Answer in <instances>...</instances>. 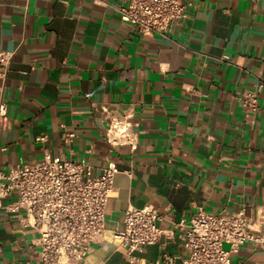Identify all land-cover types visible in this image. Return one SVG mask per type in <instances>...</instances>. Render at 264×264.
I'll use <instances>...</instances> for the list:
<instances>
[{"label":"crops","instance_id":"obj_1","mask_svg":"<svg viewBox=\"0 0 264 264\" xmlns=\"http://www.w3.org/2000/svg\"><path fill=\"white\" fill-rule=\"evenodd\" d=\"M188 15L167 36L121 20L126 0H0V50L14 58L0 120V169L53 157L85 161L115 179L106 236L78 264H183V230L199 207L235 214L264 236V0H183ZM262 85L260 108L245 94ZM129 115L135 151L112 146L111 118ZM72 134L71 137H66ZM0 197V264H42L39 234ZM130 206L165 215L160 242L127 252L113 233ZM232 261L264 264L247 242Z\"/></svg>","mask_w":264,"mask_h":264},{"label":"built area","instance_id":"obj_2","mask_svg":"<svg viewBox=\"0 0 264 264\" xmlns=\"http://www.w3.org/2000/svg\"><path fill=\"white\" fill-rule=\"evenodd\" d=\"M127 6L116 7L122 21L146 36H167L188 15L190 6L183 0H126ZM14 58L13 51L0 50V78L6 81ZM0 96V120L8 111ZM262 85L243 97L248 113L260 108ZM72 134L66 137H71ZM106 141L115 147L139 145L136 124L129 115L114 116L108 124ZM120 173L110 164L95 174L85 161L53 157L46 152L34 165L22 163L8 170L0 169V197L9 198L8 211L23 214L24 227L38 234L36 246L42 264H78L90 248L101 244L106 236V216L115 179ZM165 215L154 206H130L125 211L124 229L113 238L127 252L157 244L163 234L160 223ZM183 230L182 241L188 255L183 264H239L232 261L249 241L264 247V236L249 230L250 219L245 208L235 214L209 213L199 207L191 219L175 224ZM153 264H177L167 251Z\"/></svg>","mask_w":264,"mask_h":264}]
</instances>
